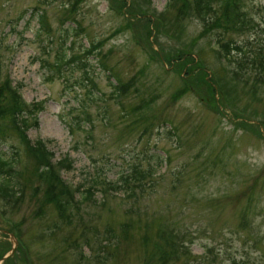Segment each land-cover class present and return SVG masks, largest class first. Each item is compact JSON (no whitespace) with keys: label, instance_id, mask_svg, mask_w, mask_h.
<instances>
[{"label":"rangeland","instance_id":"obj_1","mask_svg":"<svg viewBox=\"0 0 264 264\" xmlns=\"http://www.w3.org/2000/svg\"><path fill=\"white\" fill-rule=\"evenodd\" d=\"M242 1L260 32L264 0ZM221 33L176 0H0V82L42 107L25 134L68 159L77 204L67 220L39 205L35 160L0 120V257L264 264L263 73L223 62Z\"/></svg>","mask_w":264,"mask_h":264},{"label":"trees","instance_id":"obj_2","mask_svg":"<svg viewBox=\"0 0 264 264\" xmlns=\"http://www.w3.org/2000/svg\"><path fill=\"white\" fill-rule=\"evenodd\" d=\"M181 6H189V8L200 19L203 29L209 31L211 29H219L222 33L215 37L214 44L216 45L215 52L219 55L221 60L228 64H234L240 68V75L248 74L250 72L263 73L259 75V79H254L255 82H262V75H264V38H259V35L264 34V29L259 30V25L255 23L249 15L242 9V0H176ZM219 2V7H214V2ZM186 3V4H185ZM260 11L264 14V7ZM218 9V10H217ZM219 11V13H218ZM262 21V19H260ZM257 22V21H256ZM233 31L237 35L250 33L253 36L245 37L243 40L236 42V40L223 37V33ZM259 34V35H258ZM258 35V36H257ZM61 60V58H59ZM192 60V59H190ZM54 63L53 66H57ZM199 78L204 71L199 70ZM245 72L247 74H245ZM242 75V76H243ZM248 77H245V79ZM248 80V79H246ZM117 85H113L114 88ZM42 107L38 103H26L20 97L17 88L10 84V80L4 79L0 82V120L6 119L8 122L7 128L17 134L18 139L26 147L32 158L35 160L34 168L35 175L38 181L43 184V201L39 204L42 206L45 202L51 203L59 216L67 218L66 212L77 206L73 202L72 190L59 177L60 169H69L68 159L57 160L51 162V153L47 151L44 143L41 140H36L34 144L30 143L25 131L30 126L36 125V112ZM27 115L31 118H27ZM3 126L0 125V132ZM0 172L3 175H9L11 172V163L8 159L0 154ZM143 173H141L142 176ZM122 177V183L127 189H130L128 182L130 175ZM137 179L138 178H133ZM8 180L0 181V195H7L9 192ZM117 186H122L118 185ZM40 188V186H38ZM91 188V187H90ZM90 188L85 189V197L91 194ZM37 189V188H36ZM131 193H128L130 196ZM2 255V254H1ZM6 259L3 264H16ZM12 260V259H11Z\"/></svg>","mask_w":264,"mask_h":264},{"label":"water","instance_id":"obj_3","mask_svg":"<svg viewBox=\"0 0 264 264\" xmlns=\"http://www.w3.org/2000/svg\"><path fill=\"white\" fill-rule=\"evenodd\" d=\"M13 243H14V240H13ZM12 253V249H10L9 253L3 255L0 260L2 261L4 258L8 257L10 254Z\"/></svg>","mask_w":264,"mask_h":264}]
</instances>
